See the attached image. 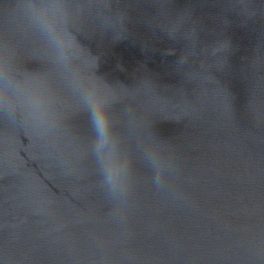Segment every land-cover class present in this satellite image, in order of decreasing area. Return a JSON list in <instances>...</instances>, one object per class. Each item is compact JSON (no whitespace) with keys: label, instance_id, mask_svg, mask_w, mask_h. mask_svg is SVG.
I'll list each match as a JSON object with an SVG mask.
<instances>
[{"label":"water","instance_id":"obj_1","mask_svg":"<svg viewBox=\"0 0 264 264\" xmlns=\"http://www.w3.org/2000/svg\"><path fill=\"white\" fill-rule=\"evenodd\" d=\"M0 264H264V0H0Z\"/></svg>","mask_w":264,"mask_h":264}]
</instances>
